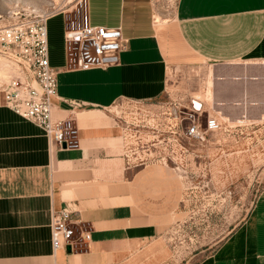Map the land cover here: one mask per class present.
I'll return each instance as SVG.
<instances>
[{"label":"crops","instance_id":"crops-1","mask_svg":"<svg viewBox=\"0 0 264 264\" xmlns=\"http://www.w3.org/2000/svg\"><path fill=\"white\" fill-rule=\"evenodd\" d=\"M86 10L92 26L121 28L128 50L119 66L71 69L65 22L49 19L54 119L73 116L78 148L50 142L0 92V264H127L155 237L124 190L122 129L108 112L120 101L162 100L173 67L216 65L195 98L226 120V111H244L237 119L244 123L247 112L264 108V0H179L175 18L160 17L161 27L154 0H87ZM243 61L256 63L231 68ZM63 209L80 221L78 235L91 232L71 252H55L51 240L53 214ZM198 264H264V191L244 223Z\"/></svg>","mask_w":264,"mask_h":264},{"label":"rangeland","instance_id":"rangeland-1","mask_svg":"<svg viewBox=\"0 0 264 264\" xmlns=\"http://www.w3.org/2000/svg\"><path fill=\"white\" fill-rule=\"evenodd\" d=\"M178 1L154 0L159 27L163 20L175 18ZM86 5L87 0H0V30L47 16L62 18L66 27L79 25ZM3 62L0 67H6ZM252 63L256 62L243 61L231 68L239 71L253 67ZM217 68L212 63L173 67L168 93L156 104L171 98L190 105L197 93L205 91L210 70ZM138 107L120 101L108 114L116 117V112L122 111L132 117ZM205 107L217 115L222 129L167 164L161 148L153 147V133L121 141L124 190L157 230L127 264H198L244 223L264 191V108L254 107L247 112L249 119L240 123L237 119L243 118L244 111H226L229 121L214 113L209 103L205 102Z\"/></svg>","mask_w":264,"mask_h":264},{"label":"built area","instance_id":"built-area-1","mask_svg":"<svg viewBox=\"0 0 264 264\" xmlns=\"http://www.w3.org/2000/svg\"><path fill=\"white\" fill-rule=\"evenodd\" d=\"M50 17L26 19L0 30V61L8 66L7 71H0V92L10 110L42 129L50 142L75 149L79 138L73 116L54 119L52 99L58 92V73L50 63ZM64 38L69 65L74 70L119 66L121 54L128 50L121 28L92 26L87 14L79 25H67ZM195 100L201 103L200 107ZM195 100L188 106L171 98L159 104L129 101L139 105L134 116L126 117L122 111L115 114L122 139L132 141L153 133L156 140L153 147L161 148L166 164L176 155L183 157L191 145L205 141L208 134L220 131L223 126L217 115L206 109L204 101ZM79 224L68 209L53 214L51 240L55 252L66 250L79 240H91L90 231L78 235Z\"/></svg>","mask_w":264,"mask_h":264},{"label":"bare ground","instance_id":"bare-ground-1","mask_svg":"<svg viewBox=\"0 0 264 264\" xmlns=\"http://www.w3.org/2000/svg\"><path fill=\"white\" fill-rule=\"evenodd\" d=\"M5 64H6V63H5ZM7 67H8L7 65H6V67H5V66L2 67V68H1V71H5V70L7 71V70H8ZM195 103H196L197 107H200V106H201V105H200V104H201L200 102H197V101H196Z\"/></svg>","mask_w":264,"mask_h":264},{"label":"water","instance_id":"water-1","mask_svg":"<svg viewBox=\"0 0 264 264\" xmlns=\"http://www.w3.org/2000/svg\"><path fill=\"white\" fill-rule=\"evenodd\" d=\"M64 147H65V146H64ZM67 250H68L69 252H71V247H68Z\"/></svg>","mask_w":264,"mask_h":264}]
</instances>
